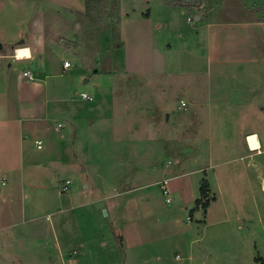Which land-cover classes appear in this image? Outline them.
I'll return each instance as SVG.
<instances>
[{
	"label": "rangeland",
	"instance_id": "1",
	"mask_svg": "<svg viewBox=\"0 0 264 264\" xmlns=\"http://www.w3.org/2000/svg\"><path fill=\"white\" fill-rule=\"evenodd\" d=\"M262 1H206L197 23L176 0H0V93L36 96L9 56L41 35L61 110L41 150L0 129V264H264V194L238 142L264 139V27L244 22ZM210 91L222 110L202 107ZM205 176L217 200L198 220Z\"/></svg>",
	"mask_w": 264,
	"mask_h": 264
},
{
	"label": "crops",
	"instance_id": "2",
	"mask_svg": "<svg viewBox=\"0 0 264 264\" xmlns=\"http://www.w3.org/2000/svg\"><path fill=\"white\" fill-rule=\"evenodd\" d=\"M7 1H10V0H7ZM206 1L208 2L209 0H203L201 7H186V6H183V7L186 8L187 10L195 11L196 13L195 21L197 23H201V22L205 23L206 21H208L211 10L215 8L214 5L212 7L207 8ZM218 4L219 3H217V5L215 6H218ZM171 5L165 1L164 7L169 9ZM254 5L256 6L258 5L257 8L253 9L254 14H255L254 18L251 17L249 21L246 20L244 22L245 24H247V26H250V27H255V28L262 27L263 28L264 18H259L257 16V13L264 12V1L259 2V3H254ZM244 7L246 8L247 6H244ZM126 15L128 16V18L131 17L130 14H126ZM188 22L191 23L192 21H188ZM207 25L209 27H212L211 23H207ZM240 25L241 24H233L232 27L238 28V27H241ZM229 27L231 26H224L223 28H229ZM40 37L41 35L33 39L31 42H28V44H24L25 47H22V48L29 49L30 58L18 60L16 56L17 49L15 50V53L13 55L9 56L16 62H19V63L24 62L25 64L29 65V68L25 67L21 71V73H19V74H22L20 75V79L22 78L24 80L25 78H28L31 81L28 83L26 87H28V89H32L34 92H37L36 96L31 99H27V100L22 99L23 97L17 96L19 101L12 104L10 100L8 103V99H9L8 96L10 95L12 86L11 87L9 86L10 89L8 87L9 91L7 90L6 92L0 93V102H1L0 111L4 113V116L2 117V119H5L4 123L0 124V129L1 128L3 129V135H7V137L14 134L13 138L15 139V142L19 144L20 150L22 151H23L25 140H29V139H34L35 146H36V141H41L42 148H43L44 142L42 141L43 140L42 137L46 136L47 133L51 130L49 121L53 119L52 117H54V115L61 113V110H59L58 108L60 106H57L56 101L49 99L48 89L46 87V79H45L46 76L43 75L44 74L43 72L46 71V67H47L45 66V63H44L45 62L44 60L46 59V55L48 52L47 48L51 47L53 44L47 42L46 39H43ZM168 47L173 48L171 44H169ZM255 47H257V43ZM30 67H33V69H31ZM70 68H72V64ZM70 68L66 69L62 65L63 71L69 70ZM25 72H28L31 78L25 77L23 75ZM1 73L5 74L2 71V64L0 61V74ZM235 91H238V90H235ZM215 93L216 92H212V91L209 92V96L207 100L202 105L203 108L206 106L209 109L216 108L218 110H222L224 108V105L228 104L226 102L227 97L224 96L222 98V96L226 94V92H219L217 95ZM20 95H21V91H20ZM245 117H250V115L246 114ZM253 120H254V117H253ZM58 128H62V125L60 123L57 125V127H55V130H58ZM251 136L257 137L258 142H259L258 149L253 150L250 147L249 138ZM238 142L242 150L240 160L245 161L246 158H249V161L247 163L244 162L243 164L245 175L249 179L247 182H249L250 184H252V182L254 181H256L257 183L260 182L261 192L262 194H264V164L255 161L257 156H264V139L261 137V135L257 131L246 130L242 133H239ZM41 149H38V150H41ZM231 155L232 154L228 152H224L223 154H216V155L213 154V155H210V158H208V160L210 159L212 161L218 157L222 161L220 163H216V166L226 165L229 162H231L227 160ZM232 158H235V157H232ZM236 160L237 158L233 159L232 161H236ZM202 170L204 172V175H207V170L204 168H202ZM4 179L6 180L5 177ZM204 179L207 180L208 178L205 176ZM207 181L210 185L209 198L215 202L217 200V197L213 195L212 182L209 179ZM211 205L212 203L210 202L209 207L206 209V212H205L206 214L209 208L211 207ZM203 218H204V212L201 211V220H203ZM103 245L107 246L105 242H103ZM73 252H76V254L74 255L79 254V252H77L76 250H74ZM80 254L83 255L82 252H80ZM47 255L49 256V260L52 262V258H50L49 253H47ZM60 257L62 258V254H60Z\"/></svg>",
	"mask_w": 264,
	"mask_h": 264
},
{
	"label": "trees",
	"instance_id": "3",
	"mask_svg": "<svg viewBox=\"0 0 264 264\" xmlns=\"http://www.w3.org/2000/svg\"><path fill=\"white\" fill-rule=\"evenodd\" d=\"M203 0H176L175 4L186 7H201ZM210 185L207 180L203 179L200 186L201 198L197 200V209L206 212L212 201L209 198Z\"/></svg>",
	"mask_w": 264,
	"mask_h": 264
},
{
	"label": "built area",
	"instance_id": "4",
	"mask_svg": "<svg viewBox=\"0 0 264 264\" xmlns=\"http://www.w3.org/2000/svg\"><path fill=\"white\" fill-rule=\"evenodd\" d=\"M189 21H192L191 19H189ZM63 67L64 68H70L71 67V63L69 62V61H65L64 62V64H63ZM25 77H30L31 78V76H30V74L28 73V72H25L24 74H23ZM81 98L83 99V100H86V101H93L94 100V98L92 97V96H90V95H88L87 93H82L81 94ZM187 105H186V103L184 102V101H182L181 102V107H186ZM61 127V126H60ZM36 146H37V148L38 149H41L42 148V142L41 141H36ZM3 181V184L5 183V179H3L2 180ZM70 184V182L69 181H67L66 182V184H65V186L63 187V191H65V190H67V185H69ZM168 184V180H165L164 182H163V185L161 186V189L163 190V194L165 195V196H168L169 195V193H168V190L166 189V185ZM166 202L167 203H170L171 202V199L169 198V197H167L166 198ZM74 254H76V252H73V255ZM178 258V257H177Z\"/></svg>",
	"mask_w": 264,
	"mask_h": 264
},
{
	"label": "bare ground",
	"instance_id": "5",
	"mask_svg": "<svg viewBox=\"0 0 264 264\" xmlns=\"http://www.w3.org/2000/svg\"><path fill=\"white\" fill-rule=\"evenodd\" d=\"M16 56L18 60L30 58V51L28 48H18L16 51ZM249 144L253 150L259 148V142L256 136H251L249 138Z\"/></svg>",
	"mask_w": 264,
	"mask_h": 264
},
{
	"label": "water",
	"instance_id": "6",
	"mask_svg": "<svg viewBox=\"0 0 264 264\" xmlns=\"http://www.w3.org/2000/svg\"><path fill=\"white\" fill-rule=\"evenodd\" d=\"M1 48H2V45H0V49ZM196 217H197L198 220L201 219V210L197 213Z\"/></svg>",
	"mask_w": 264,
	"mask_h": 264
}]
</instances>
